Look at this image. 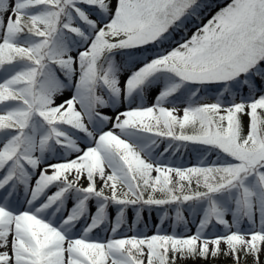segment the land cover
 I'll use <instances>...</instances> for the list:
<instances>
[{"label": "snow or ice", "instance_id": "6c2138e0", "mask_svg": "<svg viewBox=\"0 0 264 264\" xmlns=\"http://www.w3.org/2000/svg\"><path fill=\"white\" fill-rule=\"evenodd\" d=\"M221 257L264 264V0H0V264Z\"/></svg>", "mask_w": 264, "mask_h": 264}, {"label": "rangeland", "instance_id": "374dc122", "mask_svg": "<svg viewBox=\"0 0 264 264\" xmlns=\"http://www.w3.org/2000/svg\"><path fill=\"white\" fill-rule=\"evenodd\" d=\"M67 95V94H66ZM152 100H153V97L152 96H149L148 98V103L151 104L152 103ZM195 161L192 160V161H189L188 158H185V160L183 161V163H185V165H188L190 166V163H194ZM154 222H155V217L153 218ZM141 227H143V225H141ZM130 234V233H129ZM151 234V233H150ZM218 262V264H230V261L229 260H226L224 257H221L220 259L214 261V263ZM189 264H191V262H189Z\"/></svg>", "mask_w": 264, "mask_h": 264}, {"label": "trees", "instance_id": "16d2710c", "mask_svg": "<svg viewBox=\"0 0 264 264\" xmlns=\"http://www.w3.org/2000/svg\"><path fill=\"white\" fill-rule=\"evenodd\" d=\"M214 264H218V262L214 263Z\"/></svg>", "mask_w": 264, "mask_h": 264}]
</instances>
